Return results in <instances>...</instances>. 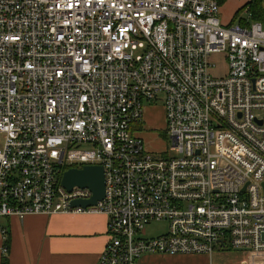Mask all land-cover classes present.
<instances>
[{
  "label": "built area",
  "instance_id": "obj_1",
  "mask_svg": "<svg viewBox=\"0 0 264 264\" xmlns=\"http://www.w3.org/2000/svg\"><path fill=\"white\" fill-rule=\"evenodd\" d=\"M220 11L218 0H0V219L103 214L97 264L219 250L264 264V25H224ZM145 102H162L172 156L138 134ZM85 165L103 167L105 198L72 208L92 193L65 190L63 173ZM153 223L167 231L146 237Z\"/></svg>",
  "mask_w": 264,
  "mask_h": 264
},
{
  "label": "crops",
  "instance_id": "obj_2",
  "mask_svg": "<svg viewBox=\"0 0 264 264\" xmlns=\"http://www.w3.org/2000/svg\"><path fill=\"white\" fill-rule=\"evenodd\" d=\"M248 21H253L249 14L222 23L232 25ZM2 220L0 264L6 245L9 264H97L108 243V219L103 214L58 213ZM3 228L7 229V238L2 234ZM223 253L219 250L212 255H145L137 264H230ZM245 259L246 256L235 264H242Z\"/></svg>",
  "mask_w": 264,
  "mask_h": 264
},
{
  "label": "rangeland",
  "instance_id": "obj_3",
  "mask_svg": "<svg viewBox=\"0 0 264 264\" xmlns=\"http://www.w3.org/2000/svg\"><path fill=\"white\" fill-rule=\"evenodd\" d=\"M249 0H226L224 6L221 8L220 17L223 23L231 21L235 13L240 10ZM248 17L246 10L242 11L239 15V19ZM212 61L216 63V68L213 70L214 75H223L225 72V62L221 57H213ZM144 130L139 131V135L145 141L148 149L153 153L163 154L166 151L172 156L170 151L171 143L167 137L165 131V111L162 102L156 104H144ZM3 220L0 219V224H3ZM167 231V225L165 223H153L146 228L145 236L149 238L157 237ZM224 257L230 261V264L238 263L239 260L245 258L246 253L237 252L235 250H225ZM161 256V255H160ZM163 256V255H162ZM180 264V263H173Z\"/></svg>",
  "mask_w": 264,
  "mask_h": 264
},
{
  "label": "water",
  "instance_id": "obj_4",
  "mask_svg": "<svg viewBox=\"0 0 264 264\" xmlns=\"http://www.w3.org/2000/svg\"><path fill=\"white\" fill-rule=\"evenodd\" d=\"M61 183L68 192L74 188H86L92 193V197L88 200L72 201V208L93 207L105 198V176L102 166H84L82 169L71 168L64 172ZM235 251L242 252L241 250Z\"/></svg>",
  "mask_w": 264,
  "mask_h": 264
},
{
  "label": "trees",
  "instance_id": "obj_5",
  "mask_svg": "<svg viewBox=\"0 0 264 264\" xmlns=\"http://www.w3.org/2000/svg\"><path fill=\"white\" fill-rule=\"evenodd\" d=\"M225 1L226 0H219V3L223 5ZM244 10H246V12L250 15L253 21L264 23L263 0H250L247 4H245V6H243L240 10L236 12L234 19L239 17L240 13ZM5 247L8 249L7 245ZM1 264H9L7 255H4Z\"/></svg>",
  "mask_w": 264,
  "mask_h": 264
},
{
  "label": "bare ground",
  "instance_id": "obj_6",
  "mask_svg": "<svg viewBox=\"0 0 264 264\" xmlns=\"http://www.w3.org/2000/svg\"><path fill=\"white\" fill-rule=\"evenodd\" d=\"M218 1H219V0H218ZM219 4H220V3H219ZM220 8H221V4H220ZM220 19H221V18H220ZM221 22H222V21H221ZM85 166H91V165H85ZM95 166H98V165H95ZM83 167H84V166H83ZM83 167H82V168H83ZM82 168H77V169H82ZM69 169H71V168H69ZM69 169H67V170H69ZM67 170H66V171H67ZM66 171H65V172H66ZM63 174H64V173H63Z\"/></svg>",
  "mask_w": 264,
  "mask_h": 264
}]
</instances>
